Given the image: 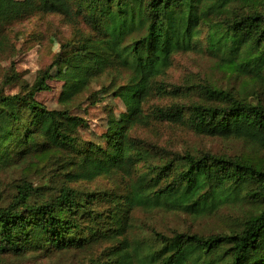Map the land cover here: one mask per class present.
Returning a JSON list of instances; mask_svg holds the SVG:
<instances>
[{
	"label": "trees",
	"instance_id": "trees-1",
	"mask_svg": "<svg viewBox=\"0 0 264 264\" xmlns=\"http://www.w3.org/2000/svg\"><path fill=\"white\" fill-rule=\"evenodd\" d=\"M38 14L81 18L89 35L63 43L17 94H6L13 69L0 82V174L10 175L0 182V264L67 254L83 257L75 264H264V0H0V52L12 26ZM205 52L229 85L205 77L170 91L175 55ZM59 65L74 72V94L103 77L124 82L116 96L128 117L103 145L65 133L37 100ZM158 127L255 152L180 150L145 136ZM137 210L230 211L234 223L165 235L138 227Z\"/></svg>",
	"mask_w": 264,
	"mask_h": 264
},
{
	"label": "rangeland",
	"instance_id": "rangeland-1",
	"mask_svg": "<svg viewBox=\"0 0 264 264\" xmlns=\"http://www.w3.org/2000/svg\"><path fill=\"white\" fill-rule=\"evenodd\" d=\"M89 35V29L81 18L75 21L60 15L38 14L31 19L18 23L8 32L9 41L5 50L0 52V82L4 74L12 69L18 73V80L6 88V94H17L22 87L31 86L42 70L54 61L62 51V44ZM65 54L68 51H64ZM49 82L50 91L37 95V100L58 117L63 131L85 142L103 145L111 128H116L128 117L127 108L116 96L119 87L124 84L107 77L93 80L82 92L74 94L75 74L66 66H56ZM208 79L223 86L229 85L228 78L217 68L216 60L206 52L178 53L174 57L173 67L164 79L171 91L174 87L196 83ZM65 94L73 95L71 100H63ZM169 101V100H167ZM164 102V104L167 103ZM155 103V101L153 102ZM156 103H162L159 100ZM68 112L69 117L62 114ZM73 117L87 121V126L78 124ZM144 135V132L142 133ZM151 139L163 144L169 143L180 150H205L230 155L253 154L254 148L238 140H212L200 137L184 128L158 127L146 132ZM264 157V152L259 154ZM10 175L0 174V182L5 184ZM103 183H101L102 185ZM234 216L230 211L210 218H194L189 215L145 212L134 213V223L147 229L155 227L165 235L175 231L195 232L204 235L223 233L231 230ZM82 256L75 258L67 254L58 259L26 261L8 260L5 264H75Z\"/></svg>",
	"mask_w": 264,
	"mask_h": 264
}]
</instances>
